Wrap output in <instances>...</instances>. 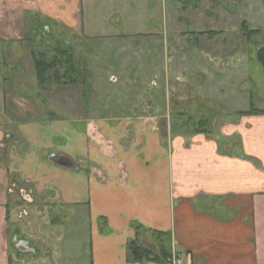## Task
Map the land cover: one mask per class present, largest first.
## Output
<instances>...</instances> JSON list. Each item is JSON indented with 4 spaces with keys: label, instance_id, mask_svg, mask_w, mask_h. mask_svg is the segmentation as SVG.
<instances>
[{
    "label": "crops",
    "instance_id": "1",
    "mask_svg": "<svg viewBox=\"0 0 264 264\" xmlns=\"http://www.w3.org/2000/svg\"><path fill=\"white\" fill-rule=\"evenodd\" d=\"M129 1L0 0V264H76L85 241L90 264H158L129 262L128 244L146 247L149 231L168 235L184 264H264V115H236L249 110L237 108L248 96L213 99L229 120L210 135H162L150 119L85 121L20 107L16 37L36 33V21L40 34L57 32L46 19L91 39L157 34L149 1L143 13ZM7 54L15 69L9 86ZM63 157L74 169L57 164ZM52 206L56 219L45 216ZM58 228L66 232L53 240ZM16 235L30 250H16Z\"/></svg>",
    "mask_w": 264,
    "mask_h": 264
},
{
    "label": "rangeland",
    "instance_id": "2",
    "mask_svg": "<svg viewBox=\"0 0 264 264\" xmlns=\"http://www.w3.org/2000/svg\"><path fill=\"white\" fill-rule=\"evenodd\" d=\"M147 1L151 12H155V21L149 25L157 31L155 35L91 39L81 37L77 30L69 34L68 28L62 29V19H46L45 23L56 27L57 32L50 28L49 34L46 30L43 36V28L36 21V33L31 30L23 38L16 37L15 46H20L21 40L24 54L20 76L15 79L25 90L20 107L37 109L45 116L53 113L58 118H72L75 114L85 121L150 119L162 135L179 136L197 132L210 135L227 122L229 112L213 99L228 100L234 91L248 96L246 105L237 104L238 110L251 105L264 109V77L255 59L257 49L264 44V0ZM132 2L135 10L143 13L142 0L129 1ZM158 4L162 6V16L156 20L161 11ZM249 31H257L258 35L248 37ZM209 32L220 35L212 40L198 35ZM59 43L71 48L78 83L45 92L37 86L31 53L50 57ZM5 56L6 68L2 70L9 86L15 69L13 62L7 60L14 58L13 54ZM205 120H209V125L200 127L199 123ZM52 208L59 209L52 206L45 216L56 219ZM37 231L44 238L45 224ZM64 232L56 229L53 240L63 237ZM146 237L149 242L142 244L154 248L152 235ZM67 241L68 234L64 243ZM84 243L81 260H75L76 264H90L87 241ZM33 246L39 250L36 244Z\"/></svg>",
    "mask_w": 264,
    "mask_h": 264
},
{
    "label": "trees",
    "instance_id": "3",
    "mask_svg": "<svg viewBox=\"0 0 264 264\" xmlns=\"http://www.w3.org/2000/svg\"><path fill=\"white\" fill-rule=\"evenodd\" d=\"M244 30L247 29L245 23L242 24ZM199 36H205L209 40L220 35V33L209 32L200 33ZM258 35L257 31H249L248 37ZM31 58L34 66V75L37 86L40 90L47 92L53 88H59L63 86H75L78 83V71L73 57L71 48L65 46V43L55 49L52 56H48L45 53H31ZM43 98L40 97V100ZM238 117L242 116H263L264 111L256 110L252 105L249 110L244 113H237ZM200 127L205 128L209 125V120L199 123ZM205 133V132H197ZM195 134V133H194ZM153 237L154 248L143 247L138 244L137 241H131L128 246L129 262L141 263V262H155L158 264H166L170 258V239L168 235L156 231H149ZM156 249V250H155Z\"/></svg>",
    "mask_w": 264,
    "mask_h": 264
},
{
    "label": "water",
    "instance_id": "4",
    "mask_svg": "<svg viewBox=\"0 0 264 264\" xmlns=\"http://www.w3.org/2000/svg\"><path fill=\"white\" fill-rule=\"evenodd\" d=\"M255 59L259 63V65L261 67L262 75L264 77V44L257 49L256 54H255ZM57 164L59 166H62V167H66V168H69V169H74V166H73L72 162L69 159L65 158V157H63L61 159V161L57 162ZM14 244L17 247V249H20L22 247V245H26L27 248L29 247V243L27 241L18 240L17 238H15Z\"/></svg>",
    "mask_w": 264,
    "mask_h": 264
},
{
    "label": "built area",
    "instance_id": "5",
    "mask_svg": "<svg viewBox=\"0 0 264 264\" xmlns=\"http://www.w3.org/2000/svg\"><path fill=\"white\" fill-rule=\"evenodd\" d=\"M184 256H180L172 251L170 258L167 261V264H184Z\"/></svg>",
    "mask_w": 264,
    "mask_h": 264
}]
</instances>
